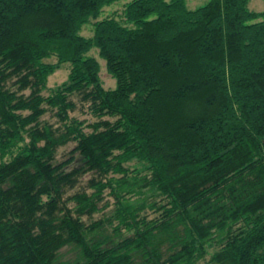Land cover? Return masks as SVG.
<instances>
[{
  "label": "trees",
  "instance_id": "obj_1",
  "mask_svg": "<svg viewBox=\"0 0 264 264\" xmlns=\"http://www.w3.org/2000/svg\"><path fill=\"white\" fill-rule=\"evenodd\" d=\"M121 1L0 0V264H264V11Z\"/></svg>",
  "mask_w": 264,
  "mask_h": 264
},
{
  "label": "rangeland",
  "instance_id": "obj_2",
  "mask_svg": "<svg viewBox=\"0 0 264 264\" xmlns=\"http://www.w3.org/2000/svg\"><path fill=\"white\" fill-rule=\"evenodd\" d=\"M131 1H133V0H122L121 2H117L113 5H111L110 7L105 8L100 19L112 16L115 13L121 14L122 11L124 10L125 6L128 3H130ZM209 1L210 0H187V6L190 10H197V9L205 6ZM250 9L254 12H257V13L263 12L264 11V0H251ZM81 35L85 36V37H90V36L92 37L93 36L92 26L91 25L85 26L81 32ZM88 56L95 58L101 65L100 80H101L102 85L106 89H115L117 87V82L108 73L106 62L102 58H100L99 51L97 49H93L89 53ZM51 62H55V60L53 59ZM68 74H69V67L68 66H64V67H62L61 70L57 71L53 76H51L49 78L48 89L46 91H44L43 94L44 95L50 94L51 90H53L54 88H56L57 86H59L63 82L67 81ZM26 94H29V91L26 92ZM74 99L78 102V109L75 112H73L71 114V116L75 117L81 121H85V123L87 125L96 122L97 118L90 113L87 106H82L80 104V102L78 101L77 97H75ZM45 118L51 122H56V119L51 117V114H48ZM87 131H89V129ZM74 147H75V144L71 143L68 146L61 148L57 154V160L59 162L65 161L69 157V153L73 150ZM78 163L79 162L77 161V164ZM133 164H135V162H133L131 165H133ZM88 178H89V176H86L84 180H87ZM107 200L110 201L111 203H113V199L110 198L109 196H107ZM158 201L159 200H153V201L150 200L148 202V200L147 201L141 200L138 197L132 199V203L141 202V203H145V204H150L152 202H158ZM146 209L141 212V215L142 216L149 215L151 218H153L155 215H154L153 211L151 210L150 206H147ZM106 212L107 211L101 212V213L95 215L94 220H99L100 218H103L105 215H109ZM85 220L87 222H90V219L86 218ZM75 257H76V251L74 250L73 247H67V248L63 249L60 253V259L63 262L72 261L75 259ZM208 260H209V258H207L206 261H202L200 264H208Z\"/></svg>",
  "mask_w": 264,
  "mask_h": 264
}]
</instances>
